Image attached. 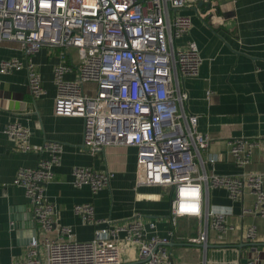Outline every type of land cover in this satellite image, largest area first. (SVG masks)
<instances>
[{"label": "built area", "instance_id": "2783aa9c", "mask_svg": "<svg viewBox=\"0 0 264 264\" xmlns=\"http://www.w3.org/2000/svg\"><path fill=\"white\" fill-rule=\"evenodd\" d=\"M200 2L209 5L201 18L216 13L213 0H0V45L16 43L24 54L23 59L0 60V74L25 70L29 91L39 99L46 90L33 56L45 47L60 50V63L54 68L55 115L84 120V147L91 155L112 146L137 148L136 187L170 191L173 226L170 237L149 235L156 224L142 214L121 223L100 220L87 203L76 205L74 213L84 224L106 227L97 228L90 241L73 239L70 227L57 224L56 206L46 194L61 165L62 144L33 147L31 131L10 123L4 133L15 141L18 152L49 154L36 167L19 169L14 179L33 206L42 239L32 240L25 261L10 264H126L123 256L128 250L138 252L140 264H175L168 247L177 237L180 220L199 224L197 237L181 238L189 245L205 247L210 231L221 239L234 230L228 224L232 208L219 210L210 204L214 189L226 190L233 202L252 195L254 207L243 214L264 222V173L210 172L208 167L217 161L204 155L210 138L199 132V116L186 108L184 80L199 76L203 58L196 42H181L193 22L180 11L197 8ZM70 49L77 51L76 58L68 54ZM73 71L76 79H66ZM256 146L248 139L229 142L239 167L251 163ZM72 177L75 188L89 186L97 194L110 187L114 173L74 167ZM51 233L58 237H49ZM245 238L255 241L257 228H249ZM256 253L246 264H264Z\"/></svg>", "mask_w": 264, "mask_h": 264}, {"label": "crops", "instance_id": "0c3cea01", "mask_svg": "<svg viewBox=\"0 0 264 264\" xmlns=\"http://www.w3.org/2000/svg\"><path fill=\"white\" fill-rule=\"evenodd\" d=\"M218 9L215 14L201 18L209 10L207 3L197 8L180 11L192 18L193 27L181 41L197 43L203 64L196 78H185L184 88L189 94L187 110L199 116V132L209 136L210 146L204 153L217 159L208 167L221 176L244 173H264V0H213ZM180 42V43H181ZM68 54L77 57L75 49ZM23 59L24 54L16 43L0 45V60ZM43 79L46 94L34 99L29 91L25 70L0 74V264L22 262L27 259L32 240L42 239L33 215V206L25 189L13 184L21 168L36 167L47 152L23 154L17 151L15 141L4 130L17 123L31 131V144L42 148L47 142L63 146L61 165L55 168V180L47 186L46 194L56 206L57 224L72 229L73 239L90 241L97 228L84 224L74 213L76 205L90 203L100 220L124 222L140 213L146 221L156 224L149 235L170 237L171 193L160 186L136 187L138 149L112 146L97 155L84 147V120L55 115L57 89L54 68L60 63V50L42 48L33 56ZM76 71L66 79L75 80ZM210 93V95H208ZM248 139L257 144L252 160L239 167L230 154L229 142ZM88 167L95 171H111L114 177L110 187L94 194L89 186L81 189L72 184V169ZM255 199L246 194L233 202L226 190L211 192L212 207L231 209L228 224L234 228L221 239L210 231L206 246L189 245L185 240L199 235V224L182 219L178 225L186 227L187 234L176 235L168 247L175 264H246L256 254L264 261V222L253 215H244V209H253ZM36 226V234L35 228ZM257 228V238L249 242L245 233ZM57 238L56 233L49 234ZM43 251V247L41 246ZM126 264L142 263L137 251L124 254Z\"/></svg>", "mask_w": 264, "mask_h": 264}, {"label": "rangeland", "instance_id": "374dc122", "mask_svg": "<svg viewBox=\"0 0 264 264\" xmlns=\"http://www.w3.org/2000/svg\"><path fill=\"white\" fill-rule=\"evenodd\" d=\"M177 231L180 233V235H185L187 234V229L186 227L182 226V225H179L177 227Z\"/></svg>", "mask_w": 264, "mask_h": 264}, {"label": "water", "instance_id": "95a60500", "mask_svg": "<svg viewBox=\"0 0 264 264\" xmlns=\"http://www.w3.org/2000/svg\"><path fill=\"white\" fill-rule=\"evenodd\" d=\"M208 7H209V5H207ZM36 226L34 225V228H35ZM35 234H36V228H35Z\"/></svg>", "mask_w": 264, "mask_h": 264}]
</instances>
